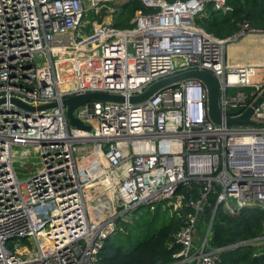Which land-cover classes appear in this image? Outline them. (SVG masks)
<instances>
[{"label":"built area","instance_id":"built-area-1","mask_svg":"<svg viewBox=\"0 0 264 264\" xmlns=\"http://www.w3.org/2000/svg\"><path fill=\"white\" fill-rule=\"evenodd\" d=\"M113 1L0 0V264H98L118 215L163 200L191 208L167 264H220L225 246L208 242L217 206L264 209V95L253 122L235 124L209 117L206 86L195 77L139 102L127 99L159 78L203 68L219 80L222 114L239 115L264 89V56L233 63L227 45L253 35L264 50V27L244 19L219 37L195 21L208 2L230 9L226 0H141L146 10L136 9L130 26L109 18L83 27L86 10L111 14ZM90 90L126 99L78 105L75 115L91 128L74 127L62 99ZM11 97L56 104L27 109ZM13 145L39 154L40 164L23 178ZM180 184L187 199L177 193ZM210 193L215 203L195 242ZM251 241L264 251V220L259 235L226 247Z\"/></svg>","mask_w":264,"mask_h":264},{"label":"trees","instance_id":"trees-1","mask_svg":"<svg viewBox=\"0 0 264 264\" xmlns=\"http://www.w3.org/2000/svg\"><path fill=\"white\" fill-rule=\"evenodd\" d=\"M226 2L231 7L226 11L214 7L213 2H208L203 13L197 16L195 21L205 30L219 37L231 34L244 19H249L253 25L264 27V0H226ZM122 6L124 10H128L130 16L136 9L146 10L141 0H125ZM114 24L126 27L132 25V22L117 21ZM177 193H182L183 198L187 199L188 188L180 184ZM214 203L215 193L208 194L203 212L205 218L209 219ZM181 209V215L177 213L178 209L175 210L169 220L157 228L150 231L148 226L147 232L142 237L130 233L122 234L121 229L115 227V230L104 240L99 251L98 264L169 263L173 259L172 254L179 249V245L173 241L174 232L184 224V215L191 210L187 205H183ZM263 220L264 209L257 205L244 206L236 213L224 209L222 205L217 206L212 218L208 242L213 246H225L220 252V264H264V251L255 252L250 243L226 247L236 241L259 235L262 232Z\"/></svg>","mask_w":264,"mask_h":264},{"label":"water","instance_id":"water-1","mask_svg":"<svg viewBox=\"0 0 264 264\" xmlns=\"http://www.w3.org/2000/svg\"><path fill=\"white\" fill-rule=\"evenodd\" d=\"M195 77L201 80L207 90V106H208V114L209 117L215 121L216 123L225 122L226 124H235V123H250L253 122L249 117L253 112V108L257 106L258 102L261 100L264 95V89L257 96V98L247 106L242 113L237 116H224L220 110L218 104V91H219V80L217 77L209 70L203 68H191L183 71H179L173 73L171 75L159 78L152 83H150L142 92L131 94L127 97L130 102H139L141 100L146 99L152 92H154L159 87L170 84L179 80H183L186 78ZM126 97L119 93L100 91V90H90L85 91L79 94L69 95L62 99L63 104H65V114L67 121L70 125L74 127L90 129L91 124L89 122H84L80 120L74 113V108L78 105L90 101V100H104V101H124ZM5 101L4 97L0 98V102ZM10 101L23 106L27 109H42L53 106L56 104L55 101L39 104L37 107L27 104L24 101L11 97Z\"/></svg>","mask_w":264,"mask_h":264},{"label":"rangeland","instance_id":"rangeland-1","mask_svg":"<svg viewBox=\"0 0 264 264\" xmlns=\"http://www.w3.org/2000/svg\"><path fill=\"white\" fill-rule=\"evenodd\" d=\"M123 0H114L112 5L115 7L113 11H111V22L114 26L115 22H129L133 21L135 12L130 16L128 10H124L122 6ZM91 9L85 11L83 15V19H89L92 14ZM107 12H110L107 10ZM90 20V19H89ZM88 25V24H87ZM90 25L86 26V28H90ZM83 28V27H82ZM85 28V27H84ZM234 41H229L227 45V57L229 60L230 50L229 48L232 46ZM248 43L247 45H250ZM30 149V152L25 154L22 152L23 146L21 145H13V166L17 173V175L21 178L33 172L37 166L40 164L39 154L35 152L33 146L28 145L24 146ZM99 196V194H98ZM99 198H103L101 195ZM231 199V198H230ZM92 201L90 200V204ZM177 207V208H176ZM180 208V209H179ZM178 209V214L181 215L182 209L179 206H175L174 203H170L169 200H163L159 203H155L153 207H148V205H140L139 207L134 208L133 210L127 211L126 213H122L118 215L116 219L117 229H121L122 234H133V236H144L147 232L148 226H150V231L160 226L163 222L169 220V218L173 215L174 211ZM158 212V214H156ZM156 214V215H155ZM201 214V213H200ZM205 217V216H204ZM208 221L207 218L197 219L194 225V241L197 242L203 237V223ZM250 245L253 246V250H257L256 248L260 246L256 241H251Z\"/></svg>","mask_w":264,"mask_h":264},{"label":"crops","instance_id":"crops-1","mask_svg":"<svg viewBox=\"0 0 264 264\" xmlns=\"http://www.w3.org/2000/svg\"><path fill=\"white\" fill-rule=\"evenodd\" d=\"M125 0H123L124 2ZM89 19H84L83 27L90 25L91 27L94 23L108 20L112 18L110 13L105 12V9L100 10L99 12L91 11ZM107 13V14H105ZM88 24V25H87ZM251 43L250 45H247ZM230 56L229 61L233 63H245V62H260L264 56L263 45L259 37L253 35H246L241 38L239 41L232 44L229 48Z\"/></svg>","mask_w":264,"mask_h":264}]
</instances>
